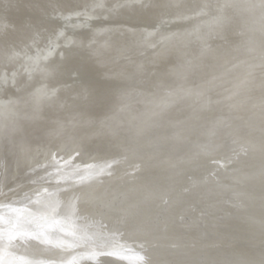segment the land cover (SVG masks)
Here are the masks:
<instances>
[{
  "label": "bare ground",
  "instance_id": "bare-ground-1",
  "mask_svg": "<svg viewBox=\"0 0 264 264\" xmlns=\"http://www.w3.org/2000/svg\"><path fill=\"white\" fill-rule=\"evenodd\" d=\"M98 1L0 0V83L3 77L12 81L9 74L26 64L23 58L46 49L66 21L81 24L85 12L103 19L91 34L136 30L139 37L165 21L193 15L190 22H197L194 14L211 11L210 3L219 6L217 0H182L181 8L169 9L156 0L146 14L147 3L108 14L126 0H109L97 12ZM177 30H182L178 23L164 32ZM226 35L202 50L210 60L201 58L194 66L199 74L173 83L176 87L165 94L143 86L138 110L122 99L117 113L125 127H91L89 118L71 119L27 140L11 138L1 130L9 124L0 125V215H22L14 205L29 198L31 210L65 212L38 220L45 231L55 227L63 238L52 235L43 240L44 249L35 251L23 246L24 257L44 253L59 258L57 264H101L100 255L117 256L119 264H264V35L260 40L251 32L232 35L231 46ZM93 38H83L85 48L96 42ZM84 43L77 57L68 56L54 72L43 69L30 82L19 75L13 91L0 92V102L19 98L18 88L25 85L27 94L49 85L47 90L94 96L107 76L117 82L129 73V66L123 72L107 64L91 66L94 54ZM118 46L106 53L112 55ZM166 56L158 55L161 61ZM163 62L157 63L164 72ZM70 75L95 80L68 89ZM24 234L13 237L26 244L30 236ZM31 257L34 263L37 258Z\"/></svg>",
  "mask_w": 264,
  "mask_h": 264
},
{
  "label": "water",
  "instance_id": "water-1",
  "mask_svg": "<svg viewBox=\"0 0 264 264\" xmlns=\"http://www.w3.org/2000/svg\"><path fill=\"white\" fill-rule=\"evenodd\" d=\"M22 1L25 2V0H21V2ZM155 1L156 0H126L123 3L115 5L114 9L108 10L106 13L109 12L108 14H110V12L114 10L117 14V12L124 9H130L129 11H132L137 9V6L147 3L142 9L146 14L149 10L158 5V1ZM184 1L185 0H183V2ZM201 1L204 2L205 0H200V2ZM214 1L216 0L212 2ZM108 2L109 0H99L95 6V11L105 10V5H107ZM217 2L219 3L218 7H214L212 6L214 4L210 3L211 11L207 9L208 13H203V10H200V12L194 14L197 16L196 18L200 19L197 22H190L195 19L193 15L191 17L165 21L159 25L160 27L153 31H146V33H142L143 35L139 37L136 36V30H131L130 33H125L123 30L109 33V29H104L98 31L99 33L96 32V34H91L90 32L94 24L103 20L102 18L93 16L92 13H83L84 15L82 14V16H80L81 19H78V21H82L81 24L79 22L75 25L71 24L72 20H68L69 22L66 21L64 23L66 24L64 29L58 32L54 39L45 44L48 45L46 49H41L34 55L23 58L26 64H21L16 72L9 74V76L13 78V82L3 77V82L0 83V92L13 91L17 81L20 80L18 79L19 75L23 76L25 82H30L33 78H36L40 72L43 73V69L51 70L50 72L56 71L60 65L66 62L68 56L71 58L74 56L77 57L79 54H77L76 49H79L81 44L84 43L83 38H88L92 35H94L93 39H95L96 42L92 41L86 48L85 43L83 45V48L87 49V52H90L89 55L94 54L91 60L93 57L95 59L93 63H91V66H104V64H107V67L117 68V72H123V68L129 66L127 67L129 68V73L122 77L123 80L119 79L117 82L109 80L110 77L107 76L105 81L100 83L98 90H95L94 96L93 93L91 94V91L83 95L79 94L78 91H64L65 89L62 90V88L47 90L49 89V85L45 86V88H38L35 91L32 90V92L29 91V94H27L26 91L30 86L25 85L24 88L19 86L18 89L21 90H19V98L16 99L11 97L9 100L10 102H0V118H2L0 125L5 122L10 126L8 127L9 129L3 126L1 130L9 131V135L13 139L14 137H23L29 140L48 133L49 127L53 125L54 122H56V124H63L68 123L71 119L80 122V119L89 118V122L94 124L90 125L91 127H95V125L101 127L112 125L111 128L122 126L124 118L121 115L118 116L117 113L119 109L117 105L122 99L127 97V103L124 102V105H128L133 111L138 110L141 107L139 104L142 97L140 90L143 86H147L149 89L157 87L161 90L160 92L162 94H165L176 87L175 85L173 86V83H182L184 79L189 78L194 72L199 74L200 71L196 72L194 66L202 59L204 61L210 60L206 57V54L203 55L204 52H202V50L205 49V47L208 48L211 44L221 43L224 34L230 37L234 35L235 37L242 38L246 35L248 36V33L251 32L259 34L257 35L258 40L262 38L259 36L264 35V14L259 12L264 9V0H217ZM191 3H193L192 6H195L194 2ZM184 4H188V2ZM163 5L164 7L169 6V9L175 5L181 8L183 3L182 0H161L159 7H163ZM129 11H126V13H129ZM141 12L140 14H142ZM128 16L129 15H126L125 17L130 19ZM232 19L237 20V22H235V24L232 23ZM44 22L46 23V21ZM45 23L43 24L46 25ZM132 23H134V21H132ZM177 23L181 26L182 30L165 34L167 30H172ZM132 26L133 25H130L131 28ZM260 30L262 34L259 32ZM160 31L166 32L162 33V36L160 35L158 38L160 34H158V32ZM99 40L101 43L97 49ZM234 40L235 39L231 37L228 41V45L231 46V44L235 42ZM114 44L119 46L112 52V55L111 52L106 53L107 50L113 48ZM160 53H167L166 59L162 58L161 61V57H158ZM85 56L86 58L88 57L87 54ZM117 56L118 58H116ZM88 60L90 61V59ZM155 61L158 63L164 61L162 64L166 66L164 72V68L160 67ZM55 64L58 65L55 67ZM168 67L170 68L168 69ZM88 72H92V69ZM50 74L45 75V78H49ZM159 75H161V77ZM177 75H179L180 79L176 80ZM82 77L83 80L80 79L79 76L70 75V78L66 79L67 82H69L66 88L73 89L75 86H79L84 82L88 83L95 80L89 76L86 78L85 76ZM126 77L127 79H125ZM159 78L165 82L164 85L159 84L161 82V80L158 81ZM46 90L48 91L47 96L44 94ZM42 93L44 95H42ZM128 93H130V95H128ZM61 94H64L67 101H64L63 97L60 96ZM167 96L164 95L160 98L162 100ZM51 99L53 101H51ZM62 116H67V119L63 120V117V119L60 120ZM69 117L70 119H68ZM93 118L95 120H93ZM115 120L118 121L116 122ZM14 127L15 129H13ZM57 127L58 125H56L54 130H56ZM123 127L125 126L123 125ZM109 187L114 188L115 186L110 185ZM28 200L32 199L29 198L14 205L22 215L11 216L6 212L0 215V218H2V223H0V237H2L0 238V264H57L60 260L59 258L43 256L45 255L44 253L41 255H30L29 257L34 256L37 258L35 262L32 263L30 262L32 257H24L25 255L23 254L25 252H22L23 250H21V248L24 246L34 251L39 250V248L44 249L46 246L43 245V240L50 238L52 235H56L55 238L57 239H62L64 234L59 231L55 232V227L52 231H45L42 225L38 224L39 221L44 218L51 217L49 215L52 213H55V217L61 218L58 217V215L65 212H62V210H59L58 213L31 210L32 207L30 203H28ZM62 219H64V217H62ZM23 230L25 231L23 232ZM17 232L25 233L24 235L30 236L25 238L26 244L17 237H13V233L21 234ZM116 257L117 256L111 255L97 256V258H101V264H119Z\"/></svg>",
  "mask_w": 264,
  "mask_h": 264
},
{
  "label": "snow or ice",
  "instance_id": "snow-or-ice-1",
  "mask_svg": "<svg viewBox=\"0 0 264 264\" xmlns=\"http://www.w3.org/2000/svg\"><path fill=\"white\" fill-rule=\"evenodd\" d=\"M0 223H2V218H0ZM0 238H2V237H0ZM142 259V258H141Z\"/></svg>",
  "mask_w": 264,
  "mask_h": 264
}]
</instances>
